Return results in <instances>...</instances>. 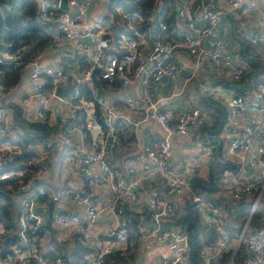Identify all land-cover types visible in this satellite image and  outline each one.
Returning <instances> with one entry per match:
<instances>
[{"label": "clouds", "instance_id": "clouds-1", "mask_svg": "<svg viewBox=\"0 0 264 264\" xmlns=\"http://www.w3.org/2000/svg\"><path fill=\"white\" fill-rule=\"evenodd\" d=\"M94 2L67 0L65 7L66 0H34L42 31L29 34L14 54L8 49L17 41L0 39V63L16 62L23 81L17 87L32 96L22 114L6 116L0 88V141H20L19 147L0 143V181L17 175L5 168L23 165L19 175L30 177L28 186L39 179L49 191L70 187L72 193L51 196L63 201L51 219L37 215L41 205L25 206L20 225L29 234L0 225V264H50L43 254L54 243L64 255L77 244L88 248V264H193L195 249L197 264H264V222L253 227L264 202V107L255 103L264 97V83L252 86L242 59L253 42L264 56V0H175L180 16L171 25L155 22V15L130 20L137 28L150 25L136 32L134 42L130 36L117 41L115 21L106 26L98 8L82 6ZM162 3L156 0L157 9ZM193 6L195 16L184 24L188 43L181 49L172 32ZM201 18L211 27L197 29ZM220 27L224 38L213 55L203 45L219 37ZM89 36L94 47L85 40ZM225 43L235 44L234 55H220ZM108 50L114 54L106 55ZM126 52L132 55L121 59ZM242 79L248 88L224 87ZM42 85L51 91L41 93ZM70 86L64 99L56 95L57 88ZM220 171L224 199L205 190L213 187L210 173ZM65 208L78 218L59 219L56 213ZM190 219L195 231H189ZM42 224L48 226L43 238ZM17 235V243L5 245Z\"/></svg>", "mask_w": 264, "mask_h": 264}, {"label": "trees", "instance_id": "trees-1", "mask_svg": "<svg viewBox=\"0 0 264 264\" xmlns=\"http://www.w3.org/2000/svg\"><path fill=\"white\" fill-rule=\"evenodd\" d=\"M175 0H163V3L160 5L159 9H157L156 0H108L106 3V16L104 17V21L107 24L113 25V31L115 32V38L117 41H120L122 36H130L131 38H135V30L139 32L146 31L150 25L147 23L141 24L138 28L137 26L135 29L127 28L126 24L127 21L120 20V14L117 8L123 9L129 16H133L135 18H141L142 21L148 20L149 16H156L157 18L164 19V22H169L170 19L167 16V12L170 11L172 6H174ZM36 20V5L34 0H0V39H9L12 41H17V44L14 45L10 52H13L15 48L19 45L21 41L27 40L29 38V34H33L36 32L42 31L40 24L35 22ZM105 39H109L108 36L104 37ZM114 53L112 50H108L106 55H113ZM259 59V54H258ZM257 62L261 61L260 64L253 62V64L257 67L255 68L256 71L260 67L261 70H264V63L262 64V60L259 59ZM264 61V60H263ZM27 62V61H26ZM252 69V66H251ZM250 69V70H251ZM21 78V74L17 68V65L13 62H3L0 63V85L2 88H10L15 83L19 82ZM264 83V79H261L259 82H255L254 87H257L259 84ZM239 94V93H238ZM13 109V114H22V109L16 103H12L10 105ZM221 131L223 129V125H220ZM8 136L4 138V142H6ZM10 143L16 146H20L19 140H12L10 139ZM0 143H2L0 141ZM29 155H35L34 152L32 153H25L23 157L17 156L16 159H27ZM23 165L16 167L15 169L23 168ZM219 164L217 168H219ZM7 169V168H5ZM222 171L219 172L217 175L216 172L210 173L209 179L212 181L213 187L209 189H205L209 192H215L220 188V174ZM35 184L36 183L35 180ZM18 179L17 177H12L5 181H0V225L3 226L9 232H15L17 230L15 221L13 220L14 215V198L16 193H19L18 188ZM44 186L43 184H40ZM35 186H33L34 188ZM45 187V186H44ZM46 193L44 195L39 196L38 202L46 201L48 214L51 217L53 206H54V199H50L48 194L47 187H45ZM255 194H252L254 197ZM225 198V196L223 197ZM189 216H192V213H189ZM264 222V202L261 203L260 207L257 209L253 225H259ZM189 231H195V219H190L187 221ZM210 235L212 233L209 232ZM41 235V234H39ZM19 240V236H9L5 241V245H11L17 243ZM196 241H193L195 244ZM35 244L37 247L40 246V240H36ZM198 249L194 250V256L196 257L193 261V264H197L198 260ZM53 254L52 251H46L44 253V257H51ZM202 264V262H200Z\"/></svg>", "mask_w": 264, "mask_h": 264}, {"label": "built area", "instance_id": "built-area-1", "mask_svg": "<svg viewBox=\"0 0 264 264\" xmlns=\"http://www.w3.org/2000/svg\"><path fill=\"white\" fill-rule=\"evenodd\" d=\"M99 1H101V0H99ZM102 2H103L104 5H106V3L108 2V0H102ZM66 5H67V0H66ZM82 6H84L88 11H92V10H94V9H97V7H96V2L92 3L91 5L83 4ZM117 10H118V12H119V14H120V20H121V21H127V20H128V24H126L127 28H133V29H135V27H136L135 24L130 25V20L135 19V20H137V21H142V19H141L140 17H139V18H135V17H133V16H129V15H128L123 9H121V8H117ZM182 10H183V9H182ZM105 11H106V10H99V15L101 16V18H102L103 20H104V17L106 16V12H105ZM151 16H152V15H151ZM151 16H149V18H150ZM167 16H168L169 19H170L169 22H164V21H163L164 19H161V18H157L155 22H161V23H165V24H169V25H171V24H173L174 16H180V13H179V12H176L175 9H174V6H172V8L170 9V11L167 12ZM188 16H195V6H193L192 8H189V9L185 12L184 17H181V20L184 21V23H177V24H176L177 27L181 26V27H183V28L185 29V31H184L183 33L180 32V34H179V35L181 36V37H180L181 39H177V38H176L177 47H184V48H185L186 45H187V43H188L189 28L184 26V24L187 23V20H186L185 18L188 17ZM149 18H148V19H149ZM204 26L211 27V24H210L208 21H206L205 19L201 18V20L198 21V22L196 23V28H197V29H200L201 27H204ZM149 28H150V27H149ZM149 28H148L147 30H149ZM147 30H146V31H147ZM96 31H98V30H96ZM260 31H261V30H260ZM260 31L257 32V33H254L252 36L255 38L257 35L260 34ZM136 32H137V31L135 30V34H136ZM144 32H145V31L140 32V33L143 34ZM61 35H63V36H67V32H62ZM123 37H125V36H122L121 40L123 39ZM138 39H139V37L136 35L135 38H131V41L134 42V41H136V40H138ZM174 39H175V38H174ZM220 39H223V37H222L221 35H219V37H210L209 39H207V40L205 41L203 47H204L205 49H207L209 52L213 53V55H214V54L216 53V51L218 50ZM85 40H86L87 42H89V43H88V46H89V47H94V42H92V37H90V36H89V37H86ZM214 41H215V42H214ZM192 43L195 45V41H193ZM252 44H253V45H259V46H261L258 42H253ZM224 46H225V45H224ZM66 47H68V46L66 45ZM8 51H9V49H8ZM68 51H71V48H69ZM9 52H10V51H9ZM14 52H15V50H14L13 52H10V53H13V54H14ZM131 55H132L131 52H126V53H124V54L122 55L121 59H124V58L130 57ZM220 55H221L222 57H227V56H229V55H233V54H232L230 51H227L226 49H224V51L221 52ZM259 59L263 61V60H264V56L259 55ZM5 62H13V63L16 64V62H15L14 60H13V61H5ZM244 63H245V62H244ZM245 64L247 65V67H249V65H248L247 63H245ZM40 75H41V76H48V78L51 79V75H50V74H47V73H41ZM69 75H71V74L69 73ZM260 85H261V84H259V85H258L257 87H255V88L258 89V88L260 87ZM48 91H51V88H50L49 85H42V86H40V92H41V93H47ZM72 91H73V89H72V87H71V89H70V91H69L68 93H70V92H72ZM68 93H67V94H68ZM238 95H239V94H238ZM60 98H61V99H64L65 97H60ZM255 103H256L257 105H259L260 107H264V97H262L259 101H255ZM39 111H40L41 113H43V112L45 111L43 105H40V107H39ZM5 115H6V114H5ZM47 115H48V116L50 115V109H48V111H47ZM223 131H224V127H223ZM4 138H5V137H4ZM4 138H3V140H4ZM260 138H261V140H264V135H262ZM3 140H2L1 142H2L3 144H5ZM206 146H207V145H206ZM9 147H18V146H16V145H10ZM262 155H263V154H262ZM262 155L260 156V159H261V160H264V158L262 157ZM246 170L249 171V172H251V171L253 170L252 167H251V164H248V165L246 166ZM5 171H15V173H17V175L14 176V177H17V179H18V185H17V188H18V191H19V192H21L22 194H24V198H22V200H23V202H22V207H21V209L19 210V212H18V214H17V220H18L19 229H20L21 231H25L26 234H29L30 230H25V229L20 225L21 217L24 216V215H26V212H25V206H31V204H32L33 202H35V203L38 204V198H39V196L44 195V194L46 193V189H45L44 186H42V185H40V184H38V185L35 184V181L33 182V184H32L31 186H28L27 179L30 178V177L26 178V177H22V176L19 175V173H24V172H25V167H23V168H21V169H9V168H7V169H5ZM29 171L34 173V172L37 171V170L31 168V166H30ZM222 176H223V172H221V174H220V179L222 178ZM88 182L90 183V181H88ZM33 186H35V187L33 188ZM84 198H85L84 196H81V199H84ZM255 198H256V195L254 196L253 200H255ZM36 213H37V215H39V216H44V215H46V214L49 215L48 212H47V213L45 212V210H41V211H39V209H36ZM56 216H57L59 219H61V220H63L65 217H71V218H73V219L78 218V216L75 215L74 213H56ZM30 223H31V224H35V223H36L35 219L31 220ZM45 230H46L45 225L42 224V225H41V230H40V232H39V234H41V235H39L41 238H43V236L45 235ZM217 231H219V230H217ZM29 243L31 244L32 241L30 240ZM48 251H52L53 254H52L51 257H44V256H43L45 260L49 261L50 264H64V263H63V257H62L61 254L58 252V250L56 249V246H55L54 244H53V247H51V248L48 249ZM43 255H44V254H43ZM5 258H6V257H5Z\"/></svg>", "mask_w": 264, "mask_h": 264}, {"label": "crops", "instance_id": "crops-1", "mask_svg": "<svg viewBox=\"0 0 264 264\" xmlns=\"http://www.w3.org/2000/svg\"><path fill=\"white\" fill-rule=\"evenodd\" d=\"M96 7L99 9V10H106V7L105 5L103 4V2L99 1V0H96ZM221 25L223 26L225 24V21L222 19L221 20ZM185 29L181 26L177 27L175 26V29L174 31L172 32V36L173 38H177V39H181L180 37V32H184ZM260 31V28H254L252 30V35L254 33H257ZM218 32H219V35H221L223 38H224V31H223V27H220L218 28ZM261 46L259 45H253L252 43L248 44L245 48H244V54L242 56V59L245 63H247L249 65V69H251V66H252V69H251V76L250 77H247V79L250 81V83L252 84V86H254L255 82H259L261 79H264V70H261L262 67H260L258 69V71H256L255 68H257L253 62H256L258 64L261 63V61H259L258 59V49L260 48ZM65 48L68 50L69 47H66ZM181 49H183L184 47H179ZM224 49H226L227 51H230L233 55L235 54V44H232V43H225V46H224ZM61 51H64V49H62ZM257 59L258 61L260 62H257ZM264 63V61H262V64ZM264 65V64H263ZM71 77V75H69ZM27 79V77L25 76V80ZM23 81L21 80L20 78V81L15 83L14 85H12L10 88H3L5 91H4V96L6 97L5 101H4V108L6 109V116L8 115L9 112L13 113V109L12 107L10 106L12 103H16L18 106L21 107L22 109V112H23V108H22V105L24 104H28L31 100H32V96L30 94V90L27 89V88H18L17 86L20 85ZM217 83H219V81H217ZM224 87L226 89H229V90H236V89H239V88H248V84H246L244 82V80L242 79L239 83L235 84V85H230V84H227L225 83L224 84ZM0 88L1 85H0ZM13 89H16L15 92H13L12 90ZM9 93H11V97H9ZM67 95V94H66ZM65 96V95H64ZM62 96V97H64ZM52 114V111L50 109V115L51 116ZM223 132V129L222 131ZM9 138L11 139L10 136H8L6 142H4L5 144H7L8 146L10 145H13L12 143H10V140ZM223 141H220L219 142V147L220 149L222 150L223 149ZM74 151L73 148L69 147L68 148V152L69 154ZM83 176V174H82ZM36 183H39V184H43L45 187L46 184L44 181L42 180H39V179H36ZM47 190H48V187H47ZM60 191H63L64 192V195L65 196H71V188H65L63 190L57 188L55 189V191H49L48 190V194H49V197L53 196V195H57L59 194ZM211 193H214V194H218L221 196L222 199H224L223 197L226 196V194L222 193L221 192V185H220V188L217 191L215 192H211ZM248 195V194H246ZM81 196H84L83 193H81ZM255 196V195H254ZM22 198H24V194H22L21 192L19 193H16L15 195V198H14V215H13V220L15 221V224H16V228L19 229V225H18V220H17V214L19 212V210L21 209L22 207ZM254 197L252 196V199ZM97 199H99V197H97ZM55 203H54V206H53V212L56 211V206L58 204H60L62 201V199H54ZM39 205H41L40 207H38L37 209H39V211L41 210H45V206H47V203L46 201H42L41 202H38ZM62 211H65V213H72L70 212L69 209L65 208V209H62ZM75 215L78 216V213H74ZM49 219L52 218V216L50 217L48 215ZM260 225V224H259ZM259 225H253V227H257ZM84 227H87V225H83ZM47 225H45V228L47 229ZM5 229V228H4ZM6 232H9L8 230L5 229ZM46 231V230H45ZM211 233V231H209ZM218 232V231H217ZM82 237H80L79 235L77 236V241L79 239H81ZM54 245L56 246V249L58 250V252L61 254V256L63 257V263L64 264H88V261L86 259V256L90 253V250L88 248H85L79 244H77V247L71 252L69 253L68 255H64V251L63 249L61 248V246L59 244H56L54 243Z\"/></svg>", "mask_w": 264, "mask_h": 264}, {"label": "water", "instance_id": "water-1", "mask_svg": "<svg viewBox=\"0 0 264 264\" xmlns=\"http://www.w3.org/2000/svg\"><path fill=\"white\" fill-rule=\"evenodd\" d=\"M1 1H3V0H1ZM65 7H67L66 4H65ZM70 89H71V86L67 90L63 89L62 87H61V89L57 88L56 89V95L59 96V97H62L64 95H66L70 91ZM262 157L264 158V154L262 155ZM57 213H65V211L61 210L60 212H57ZM209 231H211V230H209Z\"/></svg>", "mask_w": 264, "mask_h": 264}]
</instances>
